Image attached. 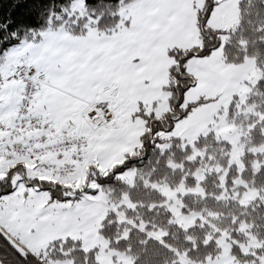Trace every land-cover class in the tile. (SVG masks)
Here are the masks:
<instances>
[{
	"label": "snow or ice",
	"instance_id": "1",
	"mask_svg": "<svg viewBox=\"0 0 264 264\" xmlns=\"http://www.w3.org/2000/svg\"><path fill=\"white\" fill-rule=\"evenodd\" d=\"M0 264H264V0H0Z\"/></svg>",
	"mask_w": 264,
	"mask_h": 264
},
{
	"label": "trees",
	"instance_id": "2",
	"mask_svg": "<svg viewBox=\"0 0 264 264\" xmlns=\"http://www.w3.org/2000/svg\"><path fill=\"white\" fill-rule=\"evenodd\" d=\"M209 190L210 191L213 190V182L212 181H210V183H209ZM187 202L189 204V207L192 208V209L199 210L200 208L203 207V204L202 203H200V202H194L191 197L188 198V201ZM207 203L209 204V206H215L212 201H208ZM197 234H199V231L198 230H197ZM179 242L180 243L183 242V235L182 234L180 235V241ZM160 251H161V256L163 257L165 255V253L163 252L162 249Z\"/></svg>",
	"mask_w": 264,
	"mask_h": 264
},
{
	"label": "rangeland",
	"instance_id": "3",
	"mask_svg": "<svg viewBox=\"0 0 264 264\" xmlns=\"http://www.w3.org/2000/svg\"><path fill=\"white\" fill-rule=\"evenodd\" d=\"M215 189H214V184H213V190L212 191H214Z\"/></svg>",
	"mask_w": 264,
	"mask_h": 264
}]
</instances>
